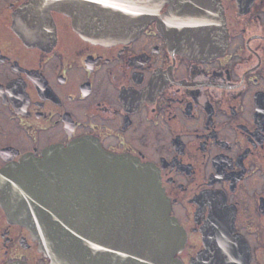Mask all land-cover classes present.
Segmentation results:
<instances>
[{
  "label": "flooded vegetation",
  "instance_id": "1",
  "mask_svg": "<svg viewBox=\"0 0 264 264\" xmlns=\"http://www.w3.org/2000/svg\"><path fill=\"white\" fill-rule=\"evenodd\" d=\"M220 1L227 49L194 59L157 22L102 45L53 10L25 39L29 0H0V172L81 141L140 159L186 233L182 264H264V0ZM49 262L0 205V264Z\"/></svg>",
  "mask_w": 264,
  "mask_h": 264
},
{
  "label": "water",
  "instance_id": "2",
  "mask_svg": "<svg viewBox=\"0 0 264 264\" xmlns=\"http://www.w3.org/2000/svg\"><path fill=\"white\" fill-rule=\"evenodd\" d=\"M53 10L95 44L129 42L152 22L176 52L194 59L223 54L229 41L220 0H29L15 15L24 38ZM0 205L32 232L49 264H182L176 256L186 233L159 171L91 142L7 166Z\"/></svg>",
  "mask_w": 264,
  "mask_h": 264
}]
</instances>
